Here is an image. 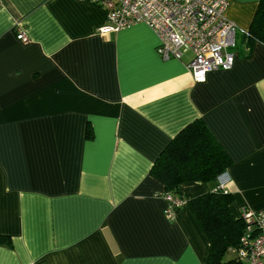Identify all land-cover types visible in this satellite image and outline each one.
<instances>
[{
  "label": "crops",
  "instance_id": "obj_1",
  "mask_svg": "<svg viewBox=\"0 0 264 264\" xmlns=\"http://www.w3.org/2000/svg\"><path fill=\"white\" fill-rule=\"evenodd\" d=\"M227 2L234 65L195 82L192 55L161 59L144 24L101 33L88 1L0 0V264H206L188 204L168 220L150 174L197 119L231 160V214L264 209V44L243 45L259 0Z\"/></svg>",
  "mask_w": 264,
  "mask_h": 264
},
{
  "label": "built area",
  "instance_id": "obj_2",
  "mask_svg": "<svg viewBox=\"0 0 264 264\" xmlns=\"http://www.w3.org/2000/svg\"><path fill=\"white\" fill-rule=\"evenodd\" d=\"M102 8L107 25L101 33L144 24L158 38L157 55L163 60L181 59L192 55L187 68L195 82H203L208 73L228 71L235 62L237 25L225 16L227 0H81ZM16 38L27 42L26 35L17 30ZM198 73L203 74L198 79ZM228 182L224 172L217 178L216 189L225 190ZM165 216L172 220L187 204L181 196L164 195ZM245 224L237 247L227 250L241 264H264V209L243 211Z\"/></svg>",
  "mask_w": 264,
  "mask_h": 264
},
{
  "label": "trees",
  "instance_id": "obj_3",
  "mask_svg": "<svg viewBox=\"0 0 264 264\" xmlns=\"http://www.w3.org/2000/svg\"><path fill=\"white\" fill-rule=\"evenodd\" d=\"M243 38L247 51L254 42L264 44V0H259L255 16ZM231 164L204 122L197 119L160 153L150 174L163 184L164 195L180 196L181 184L216 183ZM186 201L209 242L206 264H241L234 257L225 259L228 248L238 246L245 229L243 220L231 214L233 195L227 190L215 189ZM0 244L9 246L10 242L7 237L0 236Z\"/></svg>",
  "mask_w": 264,
  "mask_h": 264
},
{
  "label": "rangeland",
  "instance_id": "obj_4",
  "mask_svg": "<svg viewBox=\"0 0 264 264\" xmlns=\"http://www.w3.org/2000/svg\"><path fill=\"white\" fill-rule=\"evenodd\" d=\"M232 257H233V256H232L231 254H228V253H227L226 256H225V259H226V260H229V259H231Z\"/></svg>",
  "mask_w": 264,
  "mask_h": 264
},
{
  "label": "snow or ice",
  "instance_id": "obj_5",
  "mask_svg": "<svg viewBox=\"0 0 264 264\" xmlns=\"http://www.w3.org/2000/svg\"><path fill=\"white\" fill-rule=\"evenodd\" d=\"M197 78L198 79H202L203 78V74L202 73H198Z\"/></svg>",
  "mask_w": 264,
  "mask_h": 264
}]
</instances>
